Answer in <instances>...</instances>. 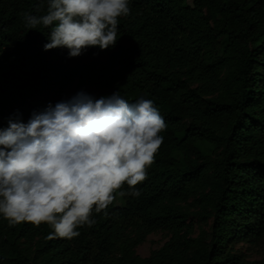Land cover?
Returning <instances> with one entry per match:
<instances>
[{"label": "trees", "instance_id": "16d2710c", "mask_svg": "<svg viewBox=\"0 0 264 264\" xmlns=\"http://www.w3.org/2000/svg\"><path fill=\"white\" fill-rule=\"evenodd\" d=\"M41 0H0V129L78 92L151 100L163 142L136 187L93 212L72 239L0 216V264H264L237 244H264V0H129L114 47L44 50L49 30L26 29ZM46 7V4H45ZM127 185H125V189ZM193 218L208 224L193 235ZM168 239L147 256L136 246Z\"/></svg>", "mask_w": 264, "mask_h": 264}, {"label": "clouds", "instance_id": "9594fccd", "mask_svg": "<svg viewBox=\"0 0 264 264\" xmlns=\"http://www.w3.org/2000/svg\"><path fill=\"white\" fill-rule=\"evenodd\" d=\"M46 4V7H45ZM26 29L49 30L44 50L114 47L129 0H41ZM167 125L151 100L130 103L119 92L95 99L78 92L0 129V216L9 226L49 225L48 239H72L106 213L116 195L137 198ZM125 185L127 188L125 189Z\"/></svg>", "mask_w": 264, "mask_h": 264}, {"label": "rangeland", "instance_id": "374dc122", "mask_svg": "<svg viewBox=\"0 0 264 264\" xmlns=\"http://www.w3.org/2000/svg\"><path fill=\"white\" fill-rule=\"evenodd\" d=\"M12 51H4L0 58V68L7 69L9 66L13 65ZM72 94H66L63 99L67 101ZM114 203L117 205H122L123 200L118 194L114 199ZM195 223L193 235H197L200 228H207L208 224L198 221L196 218H193ZM168 239V234L162 231H156L148 234L145 239L136 246V253L140 256H147L149 252L153 249L160 247ZM237 247L246 255L249 259H258L264 254V244L254 246L249 248L247 243H239Z\"/></svg>", "mask_w": 264, "mask_h": 264}]
</instances>
